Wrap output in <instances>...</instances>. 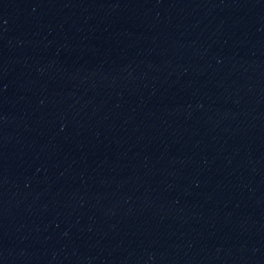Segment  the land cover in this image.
I'll use <instances>...</instances> for the list:
<instances>
[{
	"label": "water",
	"instance_id": "95a60500",
	"mask_svg": "<svg viewBox=\"0 0 264 264\" xmlns=\"http://www.w3.org/2000/svg\"><path fill=\"white\" fill-rule=\"evenodd\" d=\"M0 264H264V0H0Z\"/></svg>",
	"mask_w": 264,
	"mask_h": 264
}]
</instances>
